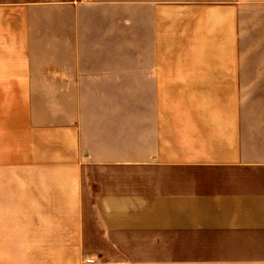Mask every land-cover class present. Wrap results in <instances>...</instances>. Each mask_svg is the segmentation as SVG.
I'll list each match as a JSON object with an SVG mask.
<instances>
[{
	"label": "crops",
	"instance_id": "crops-1",
	"mask_svg": "<svg viewBox=\"0 0 264 264\" xmlns=\"http://www.w3.org/2000/svg\"><path fill=\"white\" fill-rule=\"evenodd\" d=\"M193 20L264 53V0H0V264H264V55Z\"/></svg>",
	"mask_w": 264,
	"mask_h": 264
},
{
	"label": "rangeland",
	"instance_id": "rangeland-1",
	"mask_svg": "<svg viewBox=\"0 0 264 264\" xmlns=\"http://www.w3.org/2000/svg\"><path fill=\"white\" fill-rule=\"evenodd\" d=\"M194 15H197L194 14ZM200 20H193V30L189 33V35L184 36V28L180 31V35L178 34V41L172 43V48L168 52L162 53L163 58H176V59H212V58H259L264 55L263 52H251L248 50H244L243 47H248V44H242L241 52H234V45L232 41L230 45H225L226 50H224V45L219 49L218 45L214 42H211L212 37L208 35H202V31L200 27ZM30 103V101H29ZM52 103L55 104V101H34L38 107H52ZM66 106L68 107L67 101H65ZM71 103L69 107H71ZM34 121L42 122L40 119L42 116L40 114H36L34 117ZM45 119L56 118L51 116H44ZM70 118L66 116V119ZM31 120V117L29 118ZM46 123V122H45ZM49 131V130H48ZM41 132L40 130H32V132H28L29 138L33 139L34 150H38L35 145H37V139L43 136L44 138H48L50 133Z\"/></svg>",
	"mask_w": 264,
	"mask_h": 264
}]
</instances>
